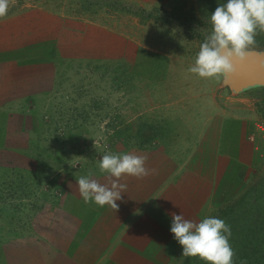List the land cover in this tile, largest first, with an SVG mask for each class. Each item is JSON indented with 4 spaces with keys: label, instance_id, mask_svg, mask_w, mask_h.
<instances>
[{
    "label": "crops",
    "instance_id": "obj_1",
    "mask_svg": "<svg viewBox=\"0 0 264 264\" xmlns=\"http://www.w3.org/2000/svg\"><path fill=\"white\" fill-rule=\"evenodd\" d=\"M170 1L179 0H118L142 7ZM66 7L69 13L31 6L0 18V166H37L33 113L54 89L57 56L99 57L110 47L120 58L121 49L133 47L122 31ZM253 89L222 90L221 104L207 91L201 104H190L187 92L174 95L164 82L162 98L145 112L163 125L164 138L150 150L128 151L146 156V167L155 173L123 176L127 187L117 209L85 203L68 179L58 201L33 216L28 234L0 242V264L176 263L181 248L168 231L167 212L193 220L209 216L238 195L259 162ZM105 175L92 173L101 183Z\"/></svg>",
    "mask_w": 264,
    "mask_h": 264
},
{
    "label": "rangeland",
    "instance_id": "obj_2",
    "mask_svg": "<svg viewBox=\"0 0 264 264\" xmlns=\"http://www.w3.org/2000/svg\"><path fill=\"white\" fill-rule=\"evenodd\" d=\"M38 5L63 13H69L66 6H70L75 16L120 30L135 43H131L134 48L121 49L120 58L118 50L110 47L99 57L57 56L54 89L41 99L38 113H33L37 136L33 159L37 166H1L5 171L3 176L0 173V242L28 234L33 216L58 201L65 181H76L100 170L98 158L105 152L150 150L164 138L163 125L154 123L145 113H150L154 101L162 98L164 82L174 95L187 92L184 99L190 104H201L207 91L221 104V91L232 92L222 84V75L201 78L187 71L210 30L200 21L197 0L150 7L118 0H9L8 10L0 18ZM164 56H168L169 63ZM254 88L253 136L259 162L236 197L245 194L251 206L260 209L259 250L253 257L264 264V87ZM231 202L209 215L222 218L230 229L226 216ZM238 211L242 214L245 209ZM236 219L234 226L247 222L246 215ZM251 260L240 263L233 259L234 264ZM176 264L206 262L180 255Z\"/></svg>",
    "mask_w": 264,
    "mask_h": 264
},
{
    "label": "clouds",
    "instance_id": "obj_3",
    "mask_svg": "<svg viewBox=\"0 0 264 264\" xmlns=\"http://www.w3.org/2000/svg\"><path fill=\"white\" fill-rule=\"evenodd\" d=\"M9 0H0V16L6 14ZM210 30L200 42L193 63L187 71L201 78L219 77L233 70L232 59H242L255 44L257 30H264V0H222L209 13ZM146 156L132 152H105L98 158V167L105 173L106 183L92 174L76 181L80 198L99 205L118 208L127 185L123 176L143 178L155 173L146 167ZM176 206V205H174ZM177 207V206H176ZM168 231L180 246L181 255L196 256L206 264H234L229 243L230 226L218 216L193 220L179 212L168 211Z\"/></svg>",
    "mask_w": 264,
    "mask_h": 264
},
{
    "label": "trees",
    "instance_id": "obj_4",
    "mask_svg": "<svg viewBox=\"0 0 264 264\" xmlns=\"http://www.w3.org/2000/svg\"><path fill=\"white\" fill-rule=\"evenodd\" d=\"M217 2H222V0H197L198 14L200 21L203 25H208L209 27H211L208 17H209V13L216 7ZM252 46H257L261 48L264 47V30H259V29L257 30L255 35V44ZM37 159L39 161L38 157ZM39 164L40 166H42L41 163ZM4 171L5 169L0 166V172L2 176L4 174ZM236 198L237 197H235L234 199ZM231 201H229L228 203H230ZM247 205L249 206L246 208ZM251 205L253 204L252 203L250 204L248 202V199L245 198V194L238 196L236 200L231 202V204L227 205L232 207L230 213H228L226 216L229 221L228 223L232 227L230 229L229 243L231 244L232 242L234 261L245 263L249 261L250 258H252L251 262L248 264H260L263 262H260L261 261L260 259L256 260L257 257H253V255H256L259 250L258 222L261 221V219L259 218L260 209L257 206H251ZM242 207L245 209V212H242L241 214L238 211V209H242ZM243 214L246 215L247 222L236 224V226H234L235 222L238 220L236 218L239 216H244ZM184 262L186 263V261Z\"/></svg>",
    "mask_w": 264,
    "mask_h": 264
},
{
    "label": "water",
    "instance_id": "obj_5",
    "mask_svg": "<svg viewBox=\"0 0 264 264\" xmlns=\"http://www.w3.org/2000/svg\"><path fill=\"white\" fill-rule=\"evenodd\" d=\"M233 70L222 74V84L233 93L259 86L264 87V49H252L242 59H232Z\"/></svg>",
    "mask_w": 264,
    "mask_h": 264
},
{
    "label": "bare ground",
    "instance_id": "obj_6",
    "mask_svg": "<svg viewBox=\"0 0 264 264\" xmlns=\"http://www.w3.org/2000/svg\"><path fill=\"white\" fill-rule=\"evenodd\" d=\"M222 80L224 81V79L222 78Z\"/></svg>",
    "mask_w": 264,
    "mask_h": 264
}]
</instances>
